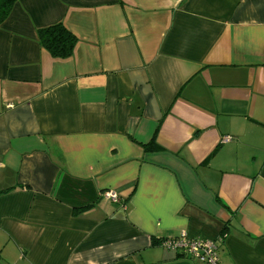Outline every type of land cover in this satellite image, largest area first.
<instances>
[{"label":"crops","instance_id":"obj_1","mask_svg":"<svg viewBox=\"0 0 264 264\" xmlns=\"http://www.w3.org/2000/svg\"><path fill=\"white\" fill-rule=\"evenodd\" d=\"M55 24L69 57L38 40ZM183 234L264 264V0H15L0 264H205L160 245Z\"/></svg>","mask_w":264,"mask_h":264},{"label":"trees","instance_id":"obj_2","mask_svg":"<svg viewBox=\"0 0 264 264\" xmlns=\"http://www.w3.org/2000/svg\"><path fill=\"white\" fill-rule=\"evenodd\" d=\"M15 0H0V23L7 17ZM40 44L48 50L53 57L66 58L72 54L76 42L75 36L61 24L51 25L38 31ZM144 149H158L155 139L143 145Z\"/></svg>","mask_w":264,"mask_h":264},{"label":"built area","instance_id":"obj_3","mask_svg":"<svg viewBox=\"0 0 264 264\" xmlns=\"http://www.w3.org/2000/svg\"><path fill=\"white\" fill-rule=\"evenodd\" d=\"M224 141L229 139L225 137ZM107 197L118 202L119 198L113 191H106ZM160 245L187 252L190 256L202 261L205 264H219L216 253V246L213 241L202 238H189L184 234L177 237H169L160 241Z\"/></svg>","mask_w":264,"mask_h":264}]
</instances>
